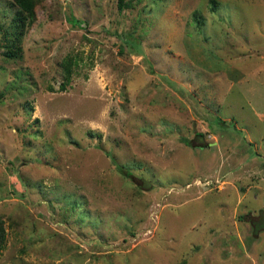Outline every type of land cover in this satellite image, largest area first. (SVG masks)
I'll use <instances>...</instances> for the list:
<instances>
[{
  "label": "rangeland",
  "instance_id": "rangeland-1",
  "mask_svg": "<svg viewBox=\"0 0 264 264\" xmlns=\"http://www.w3.org/2000/svg\"><path fill=\"white\" fill-rule=\"evenodd\" d=\"M35 10L0 41V264H264V0Z\"/></svg>",
  "mask_w": 264,
  "mask_h": 264
},
{
  "label": "trees",
  "instance_id": "trees-1",
  "mask_svg": "<svg viewBox=\"0 0 264 264\" xmlns=\"http://www.w3.org/2000/svg\"><path fill=\"white\" fill-rule=\"evenodd\" d=\"M215 2V0H213ZM36 0H13L12 6L14 7L13 17L9 23L6 21L0 22V28H2L4 35L1 36L2 42H4V55L7 58H19L22 57L23 47L22 39L26 34L28 27L36 19V10H35ZM134 5V0H118L119 9H124L127 7H132ZM196 22L202 23L200 16L198 14L194 15ZM76 25H81L83 22L78 19H73ZM66 82H70L72 76V60L66 62ZM64 89V87H63ZM89 134H94L90 131ZM0 223V248L2 247V241L5 240L4 228Z\"/></svg>",
  "mask_w": 264,
  "mask_h": 264
}]
</instances>
